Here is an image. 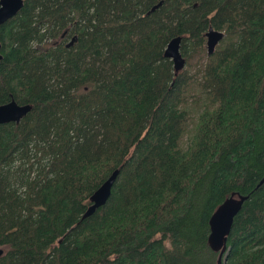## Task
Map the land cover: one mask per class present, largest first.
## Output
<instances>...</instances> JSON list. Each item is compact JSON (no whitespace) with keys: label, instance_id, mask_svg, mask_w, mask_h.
Listing matches in <instances>:
<instances>
[{"label":"trees","instance_id":"1","mask_svg":"<svg viewBox=\"0 0 264 264\" xmlns=\"http://www.w3.org/2000/svg\"><path fill=\"white\" fill-rule=\"evenodd\" d=\"M0 55L30 106L0 125V264H216L208 218L248 193L220 264H263L264 0H23Z\"/></svg>","mask_w":264,"mask_h":264},{"label":"water","instance_id":"2","mask_svg":"<svg viewBox=\"0 0 264 264\" xmlns=\"http://www.w3.org/2000/svg\"><path fill=\"white\" fill-rule=\"evenodd\" d=\"M23 0H0V26L7 20L14 17L22 7ZM161 2L154 5L149 12L154 11L159 7ZM205 50L207 55L212 54L215 46L222 38V33L209 28L204 34ZM74 38L71 39L68 45H71ZM180 38L171 39L163 51V57L169 59L172 64L174 75L184 68V59L179 53ZM1 61V55H0ZM30 110L28 105H17L12 99L3 105H0V125L14 123L17 124ZM117 170L113 171L110 176L89 196L88 202L90 205L85 210L81 219L90 216L93 211L103 205L109 196L110 188L115 180ZM264 182V176L260 179L255 189ZM246 195H230L213 211L207 221L208 236L207 244L210 250L218 252L216 264L221 263V258L226 250V238L229 235L230 228L234 217L241 210L243 203L249 198ZM264 264V262H263Z\"/></svg>","mask_w":264,"mask_h":264},{"label":"rangeland","instance_id":"3","mask_svg":"<svg viewBox=\"0 0 264 264\" xmlns=\"http://www.w3.org/2000/svg\"><path fill=\"white\" fill-rule=\"evenodd\" d=\"M194 62H192V64H193ZM195 67H192V70H191V73H194L195 72ZM191 93H193V91L191 92Z\"/></svg>","mask_w":264,"mask_h":264},{"label":"flooded vegetation","instance_id":"4","mask_svg":"<svg viewBox=\"0 0 264 264\" xmlns=\"http://www.w3.org/2000/svg\"><path fill=\"white\" fill-rule=\"evenodd\" d=\"M71 39H73V38H71ZM70 41H71V40H70ZM70 41H69V42H70ZM69 42H68V44H69Z\"/></svg>","mask_w":264,"mask_h":264}]
</instances>
